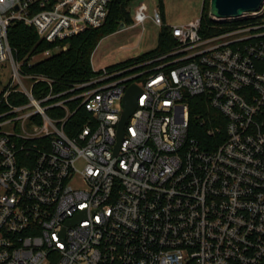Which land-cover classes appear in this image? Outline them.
I'll return each instance as SVG.
<instances>
[{"label": "built area", "instance_id": "2783aa9c", "mask_svg": "<svg viewBox=\"0 0 264 264\" xmlns=\"http://www.w3.org/2000/svg\"><path fill=\"white\" fill-rule=\"evenodd\" d=\"M111 1L0 0V264H264V5L232 19L257 23L214 36L200 18L172 26L171 50L65 91L28 70L52 50L15 57L12 25L54 44L102 27ZM132 18L164 26L144 4ZM199 96L225 119L212 150L187 135Z\"/></svg>", "mask_w": 264, "mask_h": 264}, {"label": "trees", "instance_id": "16d2710c", "mask_svg": "<svg viewBox=\"0 0 264 264\" xmlns=\"http://www.w3.org/2000/svg\"><path fill=\"white\" fill-rule=\"evenodd\" d=\"M135 0H112L105 24L97 29H86L76 35L62 39L54 44L40 40L34 29L22 24L10 27L8 41L18 60L29 59L34 54L52 50V54L44 60L30 67L28 70L55 79V91L68 90L72 85L86 82L98 73L92 70L91 58L99 42L110 34L115 33L121 25L124 27L133 24L130 7ZM210 0H204L200 17V35L214 36L219 33L233 30L242 25L255 24L258 19L231 20L223 23L214 22L209 15ZM164 26L159 28L157 43L154 49L134 59L127 60L107 67L115 69L139 63L163 54L174 47L170 26L165 22V17L159 6ZM65 48V49H63ZM189 127L188 138L197 142L201 149L212 150L225 140V119L217 111L211 109L205 96L192 98L188 101ZM86 114L78 110L69 120L65 128L66 133L72 136L79 130ZM218 131L210 134L209 132Z\"/></svg>", "mask_w": 264, "mask_h": 264}, {"label": "rangeland", "instance_id": "374dc122", "mask_svg": "<svg viewBox=\"0 0 264 264\" xmlns=\"http://www.w3.org/2000/svg\"><path fill=\"white\" fill-rule=\"evenodd\" d=\"M139 4H144L147 7L149 15L154 10H158L160 6L166 24L172 27L199 19L202 14L204 0H135L130 7L132 17L135 8ZM158 31L159 28L155 27L150 21H146L143 27L131 25L124 30L118 29L115 33L110 34L99 42L91 58L92 70L99 71L103 68L134 59L154 49L157 43ZM238 36L234 35L231 38ZM226 40L228 38L217 40L213 44H219ZM41 58L40 56L38 60ZM10 72L8 64H0L1 86L8 82Z\"/></svg>", "mask_w": 264, "mask_h": 264}, {"label": "water", "instance_id": "95a60500", "mask_svg": "<svg viewBox=\"0 0 264 264\" xmlns=\"http://www.w3.org/2000/svg\"><path fill=\"white\" fill-rule=\"evenodd\" d=\"M263 5L264 0H210L209 15L214 22L223 23L227 20L238 19L245 13L258 12ZM123 29L124 25H121L119 30ZM138 93L139 89L135 85H132L127 89L124 95V112L118 124L115 152L119 148L120 140L124 132V126L128 118L137 108L136 97Z\"/></svg>", "mask_w": 264, "mask_h": 264}]
</instances>
